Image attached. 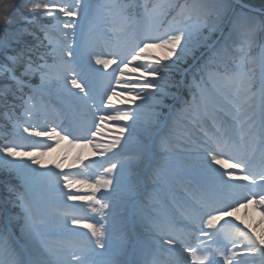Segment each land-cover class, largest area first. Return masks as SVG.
<instances>
[{"label":"snow or ice","instance_id":"1","mask_svg":"<svg viewBox=\"0 0 264 264\" xmlns=\"http://www.w3.org/2000/svg\"><path fill=\"white\" fill-rule=\"evenodd\" d=\"M0 24V264H264V5L11 0Z\"/></svg>","mask_w":264,"mask_h":264},{"label":"trees","instance_id":"2","mask_svg":"<svg viewBox=\"0 0 264 264\" xmlns=\"http://www.w3.org/2000/svg\"><path fill=\"white\" fill-rule=\"evenodd\" d=\"M11 2V0H2V3H0V12L3 10V5ZM19 2L20 0H15L16 6L19 7ZM246 3H250L253 7L256 9H260L262 5H264V0H245ZM26 15L29 13L26 12ZM20 25L19 24H13L8 26L9 31H14L16 28H18ZM4 32V25L0 24V35H2Z\"/></svg>","mask_w":264,"mask_h":264},{"label":"bare ground","instance_id":"3","mask_svg":"<svg viewBox=\"0 0 264 264\" xmlns=\"http://www.w3.org/2000/svg\"><path fill=\"white\" fill-rule=\"evenodd\" d=\"M83 67V66H82ZM85 71H87V69H85ZM51 156H52V158L56 155V153H51L50 154ZM51 158V159H52ZM48 163H51V161H49ZM144 196H141L140 197V200L141 201H144ZM239 215H240V217H241V219H244L245 220V223H248V224H255V223H257L258 221H259V214L257 213V212H254V211H251L250 210V215L248 216V217H245L244 216V212H243V210L241 211V213H239ZM97 219H98V217H97ZM137 220L139 219V217H137L136 218ZM237 223H238V221H237ZM83 231V230H82ZM132 232H133V235H132V237H133V242L134 241H136V238H137V236H136V229L135 228H133L132 229ZM115 241V240H114ZM132 242V243H133ZM129 243H131V242H129Z\"/></svg>","mask_w":264,"mask_h":264},{"label":"rangeland","instance_id":"4","mask_svg":"<svg viewBox=\"0 0 264 264\" xmlns=\"http://www.w3.org/2000/svg\"><path fill=\"white\" fill-rule=\"evenodd\" d=\"M28 15H32V13H29ZM35 83H39V79L37 78L36 79V81H35ZM52 156L51 155H49V157H47L46 158V160L49 162V161H51L52 159ZM49 165L51 166V163H49ZM132 235H133V232H132V230L129 232V234H128V242H133V237H132ZM117 239V237L114 235L113 236V240H116ZM135 242V241H134ZM133 242V243H134Z\"/></svg>","mask_w":264,"mask_h":264}]
</instances>
